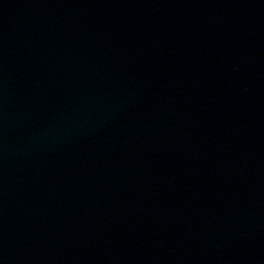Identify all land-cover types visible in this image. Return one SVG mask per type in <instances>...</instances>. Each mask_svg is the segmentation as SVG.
I'll return each instance as SVG.
<instances>
[{
    "label": "water",
    "instance_id": "1",
    "mask_svg": "<svg viewBox=\"0 0 264 264\" xmlns=\"http://www.w3.org/2000/svg\"><path fill=\"white\" fill-rule=\"evenodd\" d=\"M0 264H264V0H0Z\"/></svg>",
    "mask_w": 264,
    "mask_h": 264
}]
</instances>
